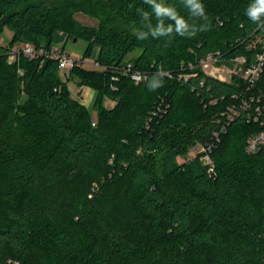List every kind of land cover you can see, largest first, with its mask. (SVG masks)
Segmentation results:
<instances>
[{
    "label": "trees",
    "instance_id": "obj_1",
    "mask_svg": "<svg viewBox=\"0 0 264 264\" xmlns=\"http://www.w3.org/2000/svg\"><path fill=\"white\" fill-rule=\"evenodd\" d=\"M254 6L0 0L11 34L0 44V264H264V145L246 149L264 132V59L253 83L201 68L209 55L226 68L241 58L242 71L264 57ZM69 40L103 69L8 61L16 44L46 52ZM70 85L95 92L90 108Z\"/></svg>",
    "mask_w": 264,
    "mask_h": 264
},
{
    "label": "built area",
    "instance_id": "obj_2",
    "mask_svg": "<svg viewBox=\"0 0 264 264\" xmlns=\"http://www.w3.org/2000/svg\"><path fill=\"white\" fill-rule=\"evenodd\" d=\"M264 38V35H263ZM0 44L1 43V39H0ZM263 51H264V40H263ZM24 55L25 57H28L29 59L32 58H37L39 55H44L47 58L53 59L55 61H57L58 64V68L61 71H68L70 70L73 66L75 65H79L81 64L82 67L85 66H89L91 69H97V70H102L103 68L101 66H99L98 63H96L94 60L91 61V63H86L84 62V58L81 57L80 60H78L75 56L66 53L61 47L56 46V47H52L50 50L43 52L41 50L36 51L35 48L32 45H28V44H24V45H18L16 47H12L10 50V57L8 59L9 62H14L16 57L19 54ZM263 55H260L258 57V63L257 65L246 69L245 71H242V69L238 66L239 64H242L244 61L241 58H237L235 60V62L237 63L236 65H234L233 68H226V67H222L225 68L227 70L233 71V75H237L238 73L242 74V77L247 79L250 83L255 82L258 77L259 74L261 72V67H262V63H263ZM216 59L209 55L207 56V58L201 62V68L204 71V73L210 77H213L217 80L226 82L229 80H225L223 79L221 76L216 75L215 73H213V70L210 71L209 68V63H213L215 65L216 68H219V66H216ZM208 70V71H207ZM123 74L124 75H128L130 77V79L134 82V83H138L141 81L142 76L140 73L137 72H133L131 71V66L127 65V67L123 70ZM231 78V76H230ZM113 80H116V78H113ZM83 86H79L77 88V91L79 92L82 89ZM76 98V97H75ZM77 99V98H76ZM258 110V109H257ZM232 112V111H230ZM229 119H232V115H229L228 117ZM264 145V132L255 135L254 137H251L248 139L247 141V151L249 153H254L255 151L258 150V148L260 146ZM203 160H205L206 163H209V159L207 156H205L203 158ZM6 264H19L16 260H8L6 262Z\"/></svg>",
    "mask_w": 264,
    "mask_h": 264
},
{
    "label": "rangeland",
    "instance_id": "obj_3",
    "mask_svg": "<svg viewBox=\"0 0 264 264\" xmlns=\"http://www.w3.org/2000/svg\"><path fill=\"white\" fill-rule=\"evenodd\" d=\"M48 6L53 5L57 0H43ZM75 18L77 20H79L83 25L86 26H96L97 24V19L96 18H90L89 16L83 15V14H76ZM11 34L8 30L4 29V31L2 33H0V39H1V43L2 44H7L10 40ZM18 46L17 44L14 45L13 47ZM86 43L78 40V41H67L64 45V51L68 54H71L73 56H75L78 60L81 59L83 51L85 49ZM136 56V53L132 54L129 56V58H132ZM94 59L92 57H86L84 58V62L86 63H91V61H93ZM78 66H80V68L84 69V70H95V69H91L89 66H85L82 67L81 64H79ZM210 71L213 70V73H215L218 76H221L223 79L225 80H230V76L232 77L233 75V71L227 70L225 68L219 67L216 68L215 65L212 63H209V68ZM95 71H100V70H95ZM208 71V70H207ZM62 72H67V71H62ZM73 86L70 85V88H72ZM86 86H83L82 89L78 92L77 90L73 91L72 95L74 97L77 98V100H83V95H82V90L83 88ZM89 88V87H88ZM91 89V88H90ZM95 96V95H94ZM94 100V98H93ZM93 103V101H92ZM92 116L94 117V112H91ZM202 152V148H200L199 146H196L195 148L191 149L189 151V153L187 154V159H191L194 158L198 153ZM186 159L184 158H177V161L179 163L184 162Z\"/></svg>",
    "mask_w": 264,
    "mask_h": 264
},
{
    "label": "clouds",
    "instance_id": "obj_4",
    "mask_svg": "<svg viewBox=\"0 0 264 264\" xmlns=\"http://www.w3.org/2000/svg\"><path fill=\"white\" fill-rule=\"evenodd\" d=\"M194 7L197 9H200L201 6L199 4H194ZM157 11L162 12V11H167L166 9H160L159 6H157ZM254 20L258 19L261 14H264V0H257V6L252 7L249 10L248 13ZM178 24V30L183 29L185 25L183 24L182 21H177Z\"/></svg>",
    "mask_w": 264,
    "mask_h": 264
},
{
    "label": "crops",
    "instance_id": "obj_5",
    "mask_svg": "<svg viewBox=\"0 0 264 264\" xmlns=\"http://www.w3.org/2000/svg\"><path fill=\"white\" fill-rule=\"evenodd\" d=\"M77 88L78 87H76V86H73L72 88H70L71 93H73V91L77 90ZM82 95H83V100H81V101L79 100V102L83 106H85L86 108H90V106L92 105V101H93L95 92L88 87H84L82 90ZM104 105L107 108H112L114 105V102L107 100V101H105Z\"/></svg>",
    "mask_w": 264,
    "mask_h": 264
}]
</instances>
